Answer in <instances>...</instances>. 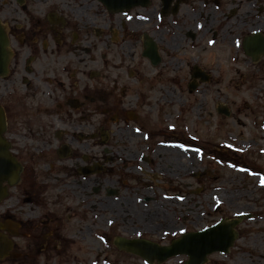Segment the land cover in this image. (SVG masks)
<instances>
[{"label":"rangeland","instance_id":"374dc122","mask_svg":"<svg viewBox=\"0 0 264 264\" xmlns=\"http://www.w3.org/2000/svg\"><path fill=\"white\" fill-rule=\"evenodd\" d=\"M91 12L96 29L90 65L97 91L92 155L95 164L106 162L107 170L66 184L59 180H69L68 176L51 175L42 199L47 197L55 211L51 222L60 236H52L47 250L37 253V235H19L13 242L24 254L15 249L12 253L18 256L4 257L0 264H145L120 254L115 246L119 237L135 234L133 228L140 225L136 210L153 211L154 203L148 209L137 204L143 199L154 200L168 212L173 238L222 219L236 220L238 238L228 255H213L215 264H264V94L247 88L240 77L234 79L237 85L229 84L235 78L231 73L208 81L207 92L180 90L174 82L197 60L196 52H161L162 61L153 69L133 36L137 30L149 33L148 24L139 28L128 17L106 16L95 4ZM148 13L142 10L138 15L145 19ZM103 73L105 80L95 77ZM218 83L227 89L218 92ZM4 87L0 80V104L6 98ZM102 119L106 122L99 126ZM100 129L107 138L95 137ZM141 155L146 160L140 161ZM167 159L175 168H169ZM111 191L116 194L107 195ZM127 203L139 207L128 208L127 218L117 217ZM12 204L19 216L21 199L15 189L0 203V213ZM107 204L116 207L104 209ZM180 259L168 263L178 264Z\"/></svg>","mask_w":264,"mask_h":264},{"label":"flooded vegetation","instance_id":"af4514ba","mask_svg":"<svg viewBox=\"0 0 264 264\" xmlns=\"http://www.w3.org/2000/svg\"><path fill=\"white\" fill-rule=\"evenodd\" d=\"M134 1L136 5L132 0H0V50L8 58L7 72L0 77L6 95L5 102L0 104L5 117L4 137L9 153L21 166L18 183L7 189L6 196L8 200L14 189L18 191L20 215H16L14 204L0 213V222L8 223L6 230L0 229V233L9 240L13 258L18 256L12 253L15 249L21 255L25 252L13 242L19 235L30 239L36 234L41 240L37 253L46 251L50 238L59 235L51 222L55 211L47 197L42 199L48 188L46 180L51 175L68 176L69 180H59L66 184L72 179L90 178L107 170L106 162L95 164L92 155V103L93 94L97 92L93 91L94 75L90 65L96 29L92 22L93 4L106 16L128 17L139 28L149 25V33L137 30L133 36L138 39L136 43H141V56L153 69L162 61L161 52H196L197 60L187 66L186 71L182 70L174 82L178 89L185 87L195 94L207 92L208 81L222 80L231 73L235 78L230 79L229 84L237 85L240 77L247 88H257L264 94V0ZM142 1H146L144 6L140 4ZM123 2L132 6L122 8L119 4ZM142 10L149 12L145 19L138 15ZM126 25L123 23V28ZM147 51L149 56H144ZM213 71L215 75L211 74ZM103 74L95 77L102 76L105 80ZM186 77L188 83L185 84ZM226 89L218 83V92ZM218 113L227 115L228 111L218 110ZM104 121L102 119L99 126H103ZM261 126L264 127V122ZM103 131H97L95 137L107 138ZM139 160L146 159L141 155ZM77 186L84 191L80 182ZM115 194L114 191L107 193ZM138 203L144 209L154 203L153 211L136 210L140 214L136 217L140 225L133 228L135 234L119 237L115 246L120 239L169 245L175 238L168 212H163L154 200L143 199ZM113 207L116 206H103L109 210ZM124 207L122 215L119 213L117 217L127 218L128 208L139 206L127 203ZM122 222L128 221L123 219ZM36 229L39 232H35ZM56 238L54 241H58ZM116 248L122 255H133ZM213 255L208 256L205 264H215ZM181 258L178 264H186L188 257Z\"/></svg>","mask_w":264,"mask_h":264},{"label":"water","instance_id":"95a60500","mask_svg":"<svg viewBox=\"0 0 264 264\" xmlns=\"http://www.w3.org/2000/svg\"><path fill=\"white\" fill-rule=\"evenodd\" d=\"M107 1L109 0H104V2ZM132 2L135 4L134 0ZM145 2L142 1L140 3L141 6H144ZM119 6L129 8L132 4L126 6L123 2ZM149 54L147 51L144 56H149ZM1 56L3 57L0 58V76L5 74L8 62L7 55L3 54L2 50H0ZM4 129V114L0 108V202L7 195V188L4 184L14 185L18 181L20 171L19 164L8 153L7 144L2 136ZM235 225L236 221H219L209 228L183 235L178 240L173 241L168 247H158L144 240H120L117 245L120 249L143 258L148 264H152L154 261L162 264L169 258L184 254L189 257L186 264H203L206 261V257L214 252H228V249L237 238V233L234 231ZM0 228L4 229L5 226L0 225ZM8 249L9 243L4 236L0 235V258L4 257Z\"/></svg>","mask_w":264,"mask_h":264},{"label":"bare ground","instance_id":"6f19581e","mask_svg":"<svg viewBox=\"0 0 264 264\" xmlns=\"http://www.w3.org/2000/svg\"><path fill=\"white\" fill-rule=\"evenodd\" d=\"M166 153L168 154L169 152ZM167 165L169 166V168H175L173 160L167 159Z\"/></svg>","mask_w":264,"mask_h":264}]
</instances>
